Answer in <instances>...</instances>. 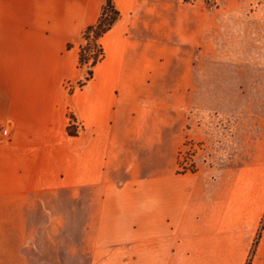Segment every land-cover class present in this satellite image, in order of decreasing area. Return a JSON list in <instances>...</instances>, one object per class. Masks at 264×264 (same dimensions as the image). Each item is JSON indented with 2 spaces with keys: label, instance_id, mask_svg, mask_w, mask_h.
Segmentation results:
<instances>
[{
  "label": "crops",
  "instance_id": "1",
  "mask_svg": "<svg viewBox=\"0 0 264 264\" xmlns=\"http://www.w3.org/2000/svg\"><path fill=\"white\" fill-rule=\"evenodd\" d=\"M103 2L0 0V222L8 197L21 254L47 264H264L263 161L179 172L176 110L160 125V69L208 0H114L105 57L70 93Z\"/></svg>",
  "mask_w": 264,
  "mask_h": 264
},
{
  "label": "rangeland",
  "instance_id": "2",
  "mask_svg": "<svg viewBox=\"0 0 264 264\" xmlns=\"http://www.w3.org/2000/svg\"><path fill=\"white\" fill-rule=\"evenodd\" d=\"M207 3L198 8L201 20L184 23V47L180 50L177 44L175 54L185 60L160 69L162 77L169 75L173 81L162 79L159 85L160 125L166 126L168 111L173 115L176 110V127L182 128L175 148L179 172L216 174L243 166L252 156L263 161L264 172V0ZM176 22L179 30L181 21ZM170 150L161 149L162 157ZM8 200L2 211L7 219ZM6 220L0 222V251L5 256H0V264H47L46 254L41 260L21 254L24 239H14L15 229Z\"/></svg>",
  "mask_w": 264,
  "mask_h": 264
},
{
  "label": "trees",
  "instance_id": "3",
  "mask_svg": "<svg viewBox=\"0 0 264 264\" xmlns=\"http://www.w3.org/2000/svg\"><path fill=\"white\" fill-rule=\"evenodd\" d=\"M120 15L121 13L114 0H104L97 20L81 30L79 37V67L82 75L75 81L70 93L76 88H82L93 78L95 67L105 57L102 39L114 27ZM76 120L74 115H69V124L67 126V135L69 137L77 134Z\"/></svg>",
  "mask_w": 264,
  "mask_h": 264
},
{
  "label": "built area",
  "instance_id": "4",
  "mask_svg": "<svg viewBox=\"0 0 264 264\" xmlns=\"http://www.w3.org/2000/svg\"><path fill=\"white\" fill-rule=\"evenodd\" d=\"M211 1V0H210ZM0 133L3 135H9V130L3 124L0 123Z\"/></svg>",
  "mask_w": 264,
  "mask_h": 264
}]
</instances>
